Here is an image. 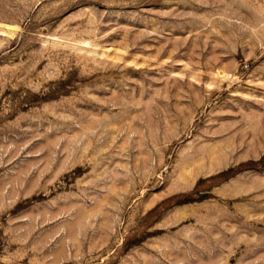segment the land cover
Masks as SVG:
<instances>
[{"label": "rangeland", "instance_id": "374dc122", "mask_svg": "<svg viewBox=\"0 0 264 264\" xmlns=\"http://www.w3.org/2000/svg\"><path fill=\"white\" fill-rule=\"evenodd\" d=\"M0 264H264V0H0Z\"/></svg>", "mask_w": 264, "mask_h": 264}]
</instances>
